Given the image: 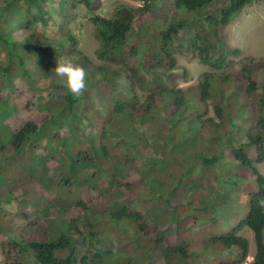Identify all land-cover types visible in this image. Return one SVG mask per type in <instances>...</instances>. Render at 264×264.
Wrapping results in <instances>:
<instances>
[{
	"label": "trees",
	"instance_id": "obj_1",
	"mask_svg": "<svg viewBox=\"0 0 264 264\" xmlns=\"http://www.w3.org/2000/svg\"><path fill=\"white\" fill-rule=\"evenodd\" d=\"M137 1L0 0V264H264V58L224 37L263 0Z\"/></svg>",
	"mask_w": 264,
	"mask_h": 264
},
{
	"label": "rangeland",
	"instance_id": "obj_2",
	"mask_svg": "<svg viewBox=\"0 0 264 264\" xmlns=\"http://www.w3.org/2000/svg\"><path fill=\"white\" fill-rule=\"evenodd\" d=\"M118 2L132 6L139 5L137 0H101L100 6L95 9V13L107 16L114 10ZM81 13H86V16H80V21L75 26V32L81 29L79 32L81 47L96 60L95 50L99 43L95 38V27L90 20L92 13L86 11L85 8H81ZM146 19L149 21L150 15H146ZM224 37L231 45L240 47L246 55L264 58V0L246 6L242 13L226 27ZM179 64L188 67L195 79L205 70L198 59L190 60L185 56H180ZM260 170L264 174V162L260 164ZM246 235L250 242H254L251 231H247Z\"/></svg>",
	"mask_w": 264,
	"mask_h": 264
},
{
	"label": "clouds",
	"instance_id": "obj_3",
	"mask_svg": "<svg viewBox=\"0 0 264 264\" xmlns=\"http://www.w3.org/2000/svg\"><path fill=\"white\" fill-rule=\"evenodd\" d=\"M54 70L55 74L66 83L67 90L73 96L79 97L87 90V70L81 64L76 63L72 58L63 57L59 59L56 62V67Z\"/></svg>",
	"mask_w": 264,
	"mask_h": 264
}]
</instances>
